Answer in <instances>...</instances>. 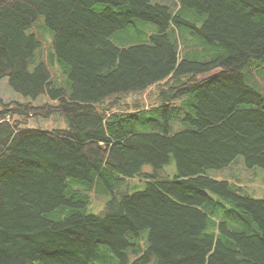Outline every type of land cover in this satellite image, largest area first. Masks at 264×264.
Here are the masks:
<instances>
[{
  "label": "trees",
  "instance_id": "trees-1",
  "mask_svg": "<svg viewBox=\"0 0 264 264\" xmlns=\"http://www.w3.org/2000/svg\"><path fill=\"white\" fill-rule=\"evenodd\" d=\"M2 79L0 264H264V0H0Z\"/></svg>",
  "mask_w": 264,
  "mask_h": 264
},
{
  "label": "rangeland",
  "instance_id": "rangeland-1",
  "mask_svg": "<svg viewBox=\"0 0 264 264\" xmlns=\"http://www.w3.org/2000/svg\"><path fill=\"white\" fill-rule=\"evenodd\" d=\"M160 2L169 3V0H157ZM41 24H42V20ZM42 34L40 38L42 42L43 52L46 53L49 48L50 39L49 36ZM49 68L53 73L56 74V66L49 65ZM264 85V83H263ZM155 88H150L147 91L141 94H133L125 98L130 106L137 107H148L154 103ZM28 102L30 100L22 99L16 92H14L9 84L7 79L0 80V103L9 104L12 102ZM46 101L44 98H38L37 100L31 101L33 105H41L42 102ZM1 109V105H0ZM28 128H42L50 130L53 128L63 127V122L58 118L51 119H30L24 124ZM213 178L222 180L223 176L228 177L231 182L239 184L238 186L242 187L244 193H248L250 196L257 199H264V169L252 168L247 169L245 167L242 157L237 158L229 167L223 170L211 171ZM101 206L98 200L93 202V207L99 209Z\"/></svg>",
  "mask_w": 264,
  "mask_h": 264
},
{
  "label": "crops",
  "instance_id": "crops-1",
  "mask_svg": "<svg viewBox=\"0 0 264 264\" xmlns=\"http://www.w3.org/2000/svg\"><path fill=\"white\" fill-rule=\"evenodd\" d=\"M148 107H150V106H148ZM148 107H145V108H148ZM213 174V173H212ZM213 177V176H212ZM228 177H224L223 176V178H222V180H227L228 182H231L229 179H227ZM239 185V184H238Z\"/></svg>",
  "mask_w": 264,
  "mask_h": 264
}]
</instances>
